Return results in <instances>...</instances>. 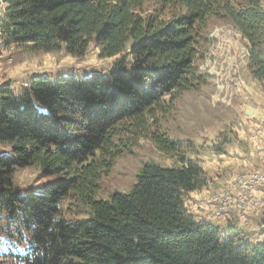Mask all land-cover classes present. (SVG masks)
Wrapping results in <instances>:
<instances>
[{"label": "trees", "instance_id": "obj_1", "mask_svg": "<svg viewBox=\"0 0 264 264\" xmlns=\"http://www.w3.org/2000/svg\"><path fill=\"white\" fill-rule=\"evenodd\" d=\"M5 2L4 47L83 58L95 43L100 58L117 60L90 76L38 74L19 92L0 86V145L11 147L0 153V264H264V241L224 233L188 208L207 172L157 126L211 77L197 64L211 18L240 32L264 86V0ZM142 138L179 164L146 162L130 191L98 199L103 177ZM29 165L57 178L24 193L16 171ZM69 200L88 216L66 218Z\"/></svg>", "mask_w": 264, "mask_h": 264}, {"label": "rangeland", "instance_id": "obj_2", "mask_svg": "<svg viewBox=\"0 0 264 264\" xmlns=\"http://www.w3.org/2000/svg\"><path fill=\"white\" fill-rule=\"evenodd\" d=\"M1 8L6 9L5 0H0ZM205 35L207 43L197 64L211 77L200 89L183 92L165 115H158V131L183 141L179 155L198 159L201 165L204 159L220 162V165L213 164L206 169L212 190L189 196L188 208L200 215L198 203H216V218L220 225H230L247 240L261 242L264 241V181L249 188L244 179L251 174L264 173V86L249 69L246 40L228 20L211 18ZM3 47L0 43V64L2 60L13 62L9 59L11 50H5V57H1ZM99 52V47L92 43L83 58L62 51L61 55L50 58L51 64L48 58L47 63H44L46 60L30 61L28 67L35 72L42 66V70L46 69L50 75L77 73L90 76L107 71L117 60V57L102 59ZM15 84L20 89L19 83L12 86ZM259 104L262 105L259 107ZM256 108L259 113L255 115L253 109ZM247 109L251 110L247 112ZM220 147L224 152L217 151ZM10 149L0 145V153L11 155ZM179 155L166 154L152 140L140 139L103 177L97 198L108 199L115 191H130L146 162L174 166L179 164ZM220 158L235 162L226 164ZM55 178L56 175L43 176L35 165L16 171V181L27 194L39 193ZM63 215L70 219L86 217L88 209L69 200L63 206Z\"/></svg>", "mask_w": 264, "mask_h": 264}, {"label": "crops", "instance_id": "obj_3", "mask_svg": "<svg viewBox=\"0 0 264 264\" xmlns=\"http://www.w3.org/2000/svg\"><path fill=\"white\" fill-rule=\"evenodd\" d=\"M5 50H11V54L9 56V59H13V62H8V61H5V60H2L1 61V68H0V86L10 80L12 81H15L13 83H19L20 84V89H18L16 86L18 84H15L13 87H14V90L15 91H20L21 89L25 88L32 80V77L35 76V75H38V74H48L47 73V70H42V66H39V70L37 69L34 70L35 72H32L30 71L32 67H28V65H30V61H40V60H46L44 61V63L46 62L47 63V60H48V63L51 64L52 62H50V58H52L54 55H61L62 53H34V52H24V51H21V50H18L16 48H14L13 46L12 47H9V48H6V47H3L2 49V54H1V57L4 54V52H6ZM13 55V57L11 56ZM5 57V56H3ZM37 65V63H36ZM59 68V67H57ZM7 75V78H4V76ZM52 75V74H51ZM17 81V82H16ZM247 93V92H246ZM262 104H259V107L261 106ZM252 108V107H251ZM251 109H247V112H249ZM254 110V113L253 114H257L259 113V108H256V109H253ZM237 152H240L239 149H236ZM220 159H223V161L226 163V164H229V163H232V162H235L233 159H224V158H220ZM220 162L217 161L216 159L214 161H209V160H206L204 159V162L202 163V166L203 168L206 170L207 168L210 169V167L213 166V164H219ZM224 163V164H225ZM248 162H246L247 164ZM220 165V164H219ZM250 165H252V163H250ZM209 177V176H208ZM209 180H210V177H209ZM209 189L210 191L212 190V187L209 186V181H208V185L204 187V189L199 190V191H194V192H191L188 194V197L189 196H193L195 193L199 194V195H203L202 193H206L208 192ZM204 190H207V191H204ZM200 192V193H199ZM202 192V193H201ZM193 194V195H192ZM188 197H187V201H186V205L189 206L188 204ZM205 200V199H204ZM198 207H200V215H197L193 212V210H191V208L189 207V209L195 214L197 215V217L199 219H204L208 222H211V223H214L218 226H220L221 230L226 233L228 228L230 227V225H220V221L216 218V212H217V206H216V203H211L210 201V204L209 202L207 201H202L201 203H198L197 204ZM230 209V208H228ZM228 213V212H227ZM202 214V215H201ZM238 237L239 238H244L242 237V235L240 234V232H238ZM246 239V238H245Z\"/></svg>", "mask_w": 264, "mask_h": 264}, {"label": "built area", "instance_id": "obj_4", "mask_svg": "<svg viewBox=\"0 0 264 264\" xmlns=\"http://www.w3.org/2000/svg\"><path fill=\"white\" fill-rule=\"evenodd\" d=\"M247 183V187L253 188L264 181V173L251 174L250 177L244 179Z\"/></svg>", "mask_w": 264, "mask_h": 264}, {"label": "bare ground", "instance_id": "obj_5", "mask_svg": "<svg viewBox=\"0 0 264 264\" xmlns=\"http://www.w3.org/2000/svg\"><path fill=\"white\" fill-rule=\"evenodd\" d=\"M1 1H2V0H1ZM1 9H2V8H1ZM1 9H0V20L3 19L4 16H5V10L2 9V10H3V11H2Z\"/></svg>", "mask_w": 264, "mask_h": 264}]
</instances>
